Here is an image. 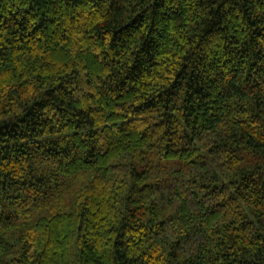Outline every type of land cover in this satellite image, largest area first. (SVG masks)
Here are the masks:
<instances>
[{"label":"trees","instance_id":"16d2710c","mask_svg":"<svg viewBox=\"0 0 264 264\" xmlns=\"http://www.w3.org/2000/svg\"><path fill=\"white\" fill-rule=\"evenodd\" d=\"M0 264H264V0H0Z\"/></svg>","mask_w":264,"mask_h":264}]
</instances>
